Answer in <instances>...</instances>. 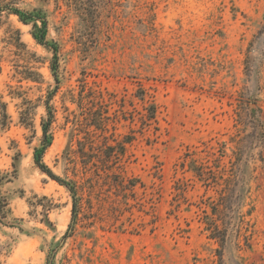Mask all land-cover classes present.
Instances as JSON below:
<instances>
[{
  "label": "rangeland",
  "instance_id": "374dc122",
  "mask_svg": "<svg viewBox=\"0 0 264 264\" xmlns=\"http://www.w3.org/2000/svg\"><path fill=\"white\" fill-rule=\"evenodd\" d=\"M4 2L58 54L0 15V264H264V0Z\"/></svg>",
  "mask_w": 264,
  "mask_h": 264
},
{
  "label": "trees",
  "instance_id": "16d2710c",
  "mask_svg": "<svg viewBox=\"0 0 264 264\" xmlns=\"http://www.w3.org/2000/svg\"><path fill=\"white\" fill-rule=\"evenodd\" d=\"M100 0H78V2H81L80 9H78V13L80 14V17L83 19L84 22L95 24L97 22L98 18V10L97 5ZM3 13H8L10 15H15L18 17L19 21L22 22L25 25H31L32 26V36L35 39V41L42 45L45 48L50 49L54 55H55V61L57 60V54L58 49L57 47H54L50 44V42L47 39L48 35V21L45 17H42L40 15H36L34 13H31L29 11H25L19 7H17L13 3H0V15ZM48 104V103H47ZM49 106V105H48ZM49 108V107H48ZM48 119L44 120L42 123V132H43V138H42V147L40 149L35 150L34 159L36 165L40 168V170L44 173H46L51 179L58 182L60 185L65 186L72 194L73 197V207H72V219L73 221L76 220L77 214H78V199L76 194V189L66 181H63L60 177L56 176L48 166L45 165L43 162V156L46 150L51 145V133L50 128L53 122V115L50 111H48ZM155 108L153 107L151 111L149 112L148 118L149 120L155 119ZM0 129L1 128H8L9 126V115L7 111V105L5 103L0 102ZM100 123V119L96 120L95 123H92V126L98 128ZM191 159V157H189ZM192 162V161H191ZM190 163V162H189ZM192 171L195 172V174L199 177L201 181L206 182H215L216 178L212 177L207 178V175L203 169L198 167L197 165H193ZM227 196V193H225ZM224 195V197H226ZM8 201L5 199V197L0 192V225H4V221L8 217ZM221 205L219 207H213V214L217 215V211L220 209ZM225 209V206L224 208ZM221 210V209H220ZM72 225H70V228L72 229ZM208 230H210L211 238L219 241L222 245L226 242V232L224 230H220L217 225H215L214 221L210 220L209 223H207ZM68 235L66 233L65 237Z\"/></svg>",
  "mask_w": 264,
  "mask_h": 264
}]
</instances>
